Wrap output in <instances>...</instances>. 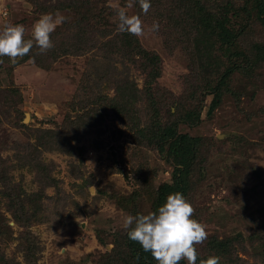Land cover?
<instances>
[{
  "label": "rangeland",
  "instance_id": "374dc122",
  "mask_svg": "<svg viewBox=\"0 0 264 264\" xmlns=\"http://www.w3.org/2000/svg\"><path fill=\"white\" fill-rule=\"evenodd\" d=\"M56 10L52 48L0 57V264H157L123 217L177 191L198 261L264 264V0H0V26Z\"/></svg>",
  "mask_w": 264,
  "mask_h": 264
},
{
  "label": "clouds",
  "instance_id": "9594fccd",
  "mask_svg": "<svg viewBox=\"0 0 264 264\" xmlns=\"http://www.w3.org/2000/svg\"><path fill=\"white\" fill-rule=\"evenodd\" d=\"M144 12L150 8V0H137ZM131 6V5H129ZM118 31L135 35L143 33L142 21L137 15H129L124 8L117 11ZM67 17L56 10L41 13L32 24L30 38H25V27L19 23L4 22L0 26V57L7 56L12 62L17 57L29 53L35 44L41 52L52 48L50 34ZM159 28L153 22V31ZM94 190L90 188V191ZM191 203L183 193L171 192L155 210L145 213L126 214L122 227L130 240L136 241L143 251L148 252L157 264H179L182 259L187 264H219L220 257L210 255L200 258L195 245L207 238L205 226L196 220Z\"/></svg>",
  "mask_w": 264,
  "mask_h": 264
}]
</instances>
